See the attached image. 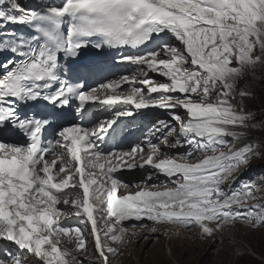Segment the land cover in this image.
<instances>
[{
  "label": "snow or ice",
  "instance_id": "6c2138e0",
  "mask_svg": "<svg viewBox=\"0 0 264 264\" xmlns=\"http://www.w3.org/2000/svg\"><path fill=\"white\" fill-rule=\"evenodd\" d=\"M0 2L8 5V10H0V29L15 24L33 29L27 35L6 31L0 41V53L5 54L0 62V131L11 126L7 138L0 140V264H85V258L73 252L88 250L86 234L81 226H62L57 207L59 196L72 189L82 190V197L71 201L77 209L75 216L84 226L90 224L96 259L88 264H110V257L127 243L125 236L138 235L123 226L128 221L140 222L141 229L147 226L144 221L198 226L203 235L222 231L237 220L253 228L264 227V181L233 188L241 169L261 153L251 142L237 147L226 140L239 139L240 133L233 129L246 127L253 118L228 97L233 92L232 81L243 69L264 60V55H254L257 46L264 54V0H61L60 5L27 11L21 0ZM62 25H67L66 32ZM93 42L97 50L131 51L97 61L86 74L74 75L76 80L100 78L114 60L135 65L137 73L131 80L123 76L122 82L133 84L136 75H142L141 87H132L126 96L109 95L101 100L95 89L85 91L83 85L62 80L67 69L60 64L61 54L78 56ZM233 60L240 66L230 67ZM151 73L167 82L154 83ZM144 86H148L147 95ZM177 92L182 98L172 95ZM153 93L161 97L154 99ZM245 95L242 91L241 96ZM40 99L50 108L41 111L39 118L19 114L17 104ZM118 102L124 110L113 109L108 118L88 115L93 104ZM73 104L81 123L64 126L66 109ZM131 104L136 109H166L175 122L158 120L152 126L146 159L138 144L127 152L106 150L107 145L124 139L119 121L133 115L128 110ZM85 120L94 126L84 127ZM44 128H52L54 143L45 145ZM17 132L27 140L14 138ZM161 146L176 155L154 159ZM58 149L67 152L75 172H67L59 163L62 153ZM81 152L89 157L84 166ZM47 155L55 159L49 162ZM94 158L105 163L97 165ZM55 166L65 174L59 182H54ZM97 166L100 173L85 171ZM125 168H151L146 180L162 174L172 186L163 190L146 186L117 195L118 190L123 193L131 186L115 175ZM77 176V183L70 184ZM71 234L75 248L62 250L58 237ZM102 235L118 246H105Z\"/></svg>",
  "mask_w": 264,
  "mask_h": 264
},
{
  "label": "rangeland",
  "instance_id": "374dc122",
  "mask_svg": "<svg viewBox=\"0 0 264 264\" xmlns=\"http://www.w3.org/2000/svg\"><path fill=\"white\" fill-rule=\"evenodd\" d=\"M233 66V63H231ZM251 66H246L250 68ZM261 74V72H260ZM264 79V73L260 75ZM233 83V90H238L241 86H246V91L249 92L250 82L248 76L246 77L242 72L235 78ZM259 91V95L264 97V86L254 85ZM232 99L235 94L230 95ZM264 100V99H262ZM231 102V101H230ZM238 108L244 109V104L238 105L237 100L232 102ZM250 103V102H249ZM255 110H252L253 116L250 119H260V124L264 125V109H260L259 102L254 101ZM246 139L256 142L259 145L260 157L252 158V164L264 163V129H251L249 132H244ZM251 164V165H252ZM163 232V231H161ZM164 233H172L170 241L166 236L158 235L162 242L153 243L151 239H139L134 245L129 247H121L117 255L112 256L113 264H233L237 253L240 250L248 251V247H254L260 241L264 244V227H255L251 225L236 221L235 223L226 225L222 231H217L212 235H203L198 226L191 229H181L178 227H170L164 230ZM168 241V242H167ZM159 243V244H158ZM169 248L171 254L169 255ZM130 251V256L123 261V253ZM251 251V250H250ZM164 254V258L168 263H162L159 260V253ZM91 261H94L91 259Z\"/></svg>",
  "mask_w": 264,
  "mask_h": 264
},
{
  "label": "bare ground",
  "instance_id": "6f19581e",
  "mask_svg": "<svg viewBox=\"0 0 264 264\" xmlns=\"http://www.w3.org/2000/svg\"><path fill=\"white\" fill-rule=\"evenodd\" d=\"M234 65H236V63H234ZM88 85L90 86V84H88ZM263 86H264V85H263ZM236 100H237V104H238V105H242V104H243V101L241 100V98H237V99L231 101V104H233L232 102H235ZM260 102L262 103V105H264V100L261 99ZM97 110H99V109H97ZM98 116L102 117V115H98ZM259 120H260V119H256V121H259ZM54 139H55V138H54ZM54 139H53V140H54ZM53 140H52V141H53ZM131 141H132V140H131ZM129 142H130L129 138H125V139H123V140L121 141L120 147L122 148V147L127 146V145L129 144ZM134 144L141 145V147L143 148L142 153L144 152V150H145L146 148H149L148 144L142 143V142H141L140 140H138V139H135V140H134ZM128 151H129V149H128ZM142 153H140V154H142ZM45 158L49 161V159L51 158V155H47ZM133 179H135L134 175L131 176L130 180H133ZM133 239H134V237H133ZM258 242H260V241H258ZM260 243H261V242H260ZM262 243H263V242H262ZM258 247H259L260 250H262V248H261L260 245H258ZM247 250H248V251L251 250V247H248V245H247ZM169 251H170V250H169ZM242 251H243V250H240V251L237 253L236 256H241L240 258H242V256H243ZM262 251H263V250H262ZM170 253H171V252H170ZM237 263H239V264L241 263V264H242V261L239 259V260L237 261ZM233 264H234V263H233Z\"/></svg>",
  "mask_w": 264,
  "mask_h": 264
},
{
  "label": "trees",
  "instance_id": "16d2710c",
  "mask_svg": "<svg viewBox=\"0 0 264 264\" xmlns=\"http://www.w3.org/2000/svg\"><path fill=\"white\" fill-rule=\"evenodd\" d=\"M258 254H260L264 258V250H263V252H258ZM239 259L242 261V264H262L261 262L257 261L256 259H254L250 256H247L245 254L242 256V258L239 257L237 259V261ZM236 264H239V263L236 262Z\"/></svg>",
  "mask_w": 264,
  "mask_h": 264
}]
</instances>
